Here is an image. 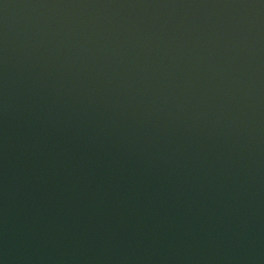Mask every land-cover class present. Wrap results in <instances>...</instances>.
<instances>
[{"label":"water","instance_id":"obj_1","mask_svg":"<svg viewBox=\"0 0 264 264\" xmlns=\"http://www.w3.org/2000/svg\"><path fill=\"white\" fill-rule=\"evenodd\" d=\"M0 264H264V0H0Z\"/></svg>","mask_w":264,"mask_h":264}]
</instances>
